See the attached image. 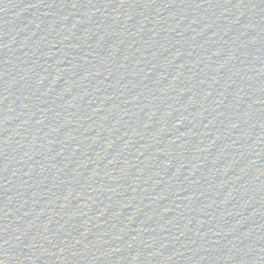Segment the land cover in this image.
Here are the masks:
<instances>
[{"label":"water","instance_id":"water-1","mask_svg":"<svg viewBox=\"0 0 264 264\" xmlns=\"http://www.w3.org/2000/svg\"><path fill=\"white\" fill-rule=\"evenodd\" d=\"M0 264H264V0H0Z\"/></svg>","mask_w":264,"mask_h":264}]
</instances>
